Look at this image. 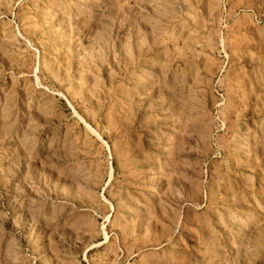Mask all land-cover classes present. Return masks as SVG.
Returning a JSON list of instances; mask_svg holds the SVG:
<instances>
[{
    "label": "rangeland",
    "instance_id": "1",
    "mask_svg": "<svg viewBox=\"0 0 264 264\" xmlns=\"http://www.w3.org/2000/svg\"><path fill=\"white\" fill-rule=\"evenodd\" d=\"M0 264H264V0H0Z\"/></svg>",
    "mask_w": 264,
    "mask_h": 264
}]
</instances>
